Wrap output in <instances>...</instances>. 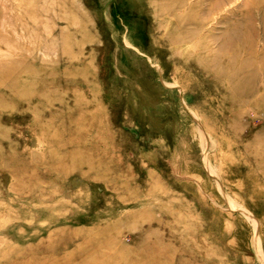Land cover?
Returning a JSON list of instances; mask_svg holds the SVG:
<instances>
[{
    "label": "rangeland",
    "instance_id": "374dc122",
    "mask_svg": "<svg viewBox=\"0 0 264 264\" xmlns=\"http://www.w3.org/2000/svg\"><path fill=\"white\" fill-rule=\"evenodd\" d=\"M0 264H264V0H0Z\"/></svg>",
    "mask_w": 264,
    "mask_h": 264
}]
</instances>
